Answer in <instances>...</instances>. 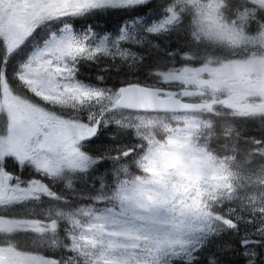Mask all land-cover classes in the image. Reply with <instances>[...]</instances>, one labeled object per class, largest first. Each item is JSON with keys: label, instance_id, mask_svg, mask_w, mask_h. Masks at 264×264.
<instances>
[{"label": "rangeland", "instance_id": "1", "mask_svg": "<svg viewBox=\"0 0 264 264\" xmlns=\"http://www.w3.org/2000/svg\"><path fill=\"white\" fill-rule=\"evenodd\" d=\"M203 1L172 0L169 5L149 13H141L135 17V20L126 22L123 27L114 32H99L96 35L93 31H82L81 34L75 35L73 31L65 29L62 33L53 35L57 39L63 38L64 45L51 53L46 51L53 38V36H49L48 40L43 45L38 46L23 62L18 83L27 84L42 99L46 96L56 97L52 102L57 100L63 103L81 104L94 98H99L101 103L106 101L108 108L103 114L100 136L89 145V149L108 152L122 149L118 141L111 139L108 128L111 126L134 128V131L138 132L136 134L141 136L144 134L143 129L152 124L153 118L144 114H127L118 111L115 105L119 93L101 95L98 91H93L83 83L74 80L69 63L77 56L93 59L110 56L125 58L126 61L134 62L139 55L133 52V46L148 45L150 44V36L169 31L175 35L181 34L189 40H210L234 50H244V53L237 59L222 61L212 68L187 70L180 75L178 80L183 85L182 89L189 87V85H196L194 87V90L197 91L195 94L202 97L199 98V102L208 107L207 112L219 105L226 108L230 107L234 113L240 111L241 113L264 114V29L254 34L247 33L244 28L222 20L215 0ZM84 2L88 3L90 0H84ZM101 2L107 3L108 0H101ZM15 4L17 2L12 3V7ZM7 5L8 3L0 2V36L2 37L0 40L11 51V46L16 47L28 36L27 32L35 21L42 19L39 15H34L32 21L29 19L22 20L16 11L9 10ZM75 5V3L70 4L67 1L45 11L69 9L73 11ZM186 6L188 7L187 11H185ZM167 7L169 8L166 9ZM182 16L183 18L180 19ZM170 17L171 19H169ZM14 20H18L20 23L17 28L14 26ZM149 27H154L155 32L150 33ZM69 37L71 39H68ZM36 52L44 53L43 60L52 70L53 78L57 83L54 89H42L39 80L23 74L24 66L28 64L29 58ZM245 53L248 55L245 56ZM57 57L60 59L57 60ZM3 90L0 92V105H3L4 96L1 95ZM7 91L10 90L7 89ZM9 95L7 92L8 97H10ZM13 107L18 108L19 106L13 105ZM1 120L4 122L2 116H0V122ZM173 120L182 121L181 117ZM105 121L106 123H103ZM64 124L69 131L75 132V138L73 136L68 137L66 144L51 151L42 146L41 139L36 140L37 136L33 135L30 138L31 133L28 132V129L25 130L21 127L17 135H13L11 131H5L4 134L0 135V161L5 158L20 156L19 159L17 157L20 163H28L34 168L42 164L47 169L45 172L52 175L64 170L71 171L72 174L76 170L82 169L84 153L81 148L84 146H79L80 141L77 135L81 132L85 133V136L87 135V124H72L70 122ZM94 124H92V128ZM181 126L183 127L177 130H170V135H167L162 140L163 142L160 141L161 144L159 142L157 146L149 148L145 158L150 160V166L146 168L150 172V179L139 185L141 187L148 184L156 185L172 196L179 197L176 204L190 213L188 224L196 234H199L202 227L221 229V221L215 222L209 216L205 210V203L212 194L223 193L225 198H228L226 211L229 215L232 214L236 220L242 221L241 223L245 226L243 232L249 236V240L245 242L247 248H244V253L254 258L258 247L253 244L257 242L252 238L259 236L264 230V172H247L238 166L229 167L226 160L210 157L202 147L190 143L189 135L193 124L188 117L183 118V125ZM69 142H73V146L70 148L68 147ZM25 144H28L29 148L24 155L22 152ZM32 149L36 152L31 153ZM71 151L75 153L68 157V153ZM31 193L34 194L33 196L38 195L36 194V187L32 188ZM22 197L27 198L23 195ZM40 198L39 196L37 200L39 201ZM47 208L55 209V206L49 204ZM4 209L7 210L8 214L13 215L7 206ZM59 209L56 206L55 210ZM191 212L198 213V215L192 216ZM96 217L89 220L86 213L80 216L77 227L71 228L78 235L75 234V238L70 240L66 250L74 252L83 259L91 260L92 264H97L98 261L100 264H116L121 256L135 262L141 255L142 245L134 243L132 237L140 236L141 239H145V237L140 232L123 233L121 230L133 225L137 228L147 225L140 220L134 221L132 211L126 216L120 217L122 221L120 224H113L110 220L99 221ZM38 220L32 221L40 225L36 222ZM44 221L41 219L39 222L43 223ZM43 230L46 233L42 238L44 246L58 248L61 242L50 236L49 226L44 227ZM16 237H14L15 239L12 238L13 242L21 240L19 236ZM28 238H32L31 241H33L34 238L39 237L38 234L34 233ZM191 238V236H186L185 240ZM28 246L33 247V244ZM183 246L187 245L169 243L165 245V248L178 250ZM104 255H109V258L101 261L100 258Z\"/></svg>", "mask_w": 264, "mask_h": 264}, {"label": "trees", "instance_id": "2", "mask_svg": "<svg viewBox=\"0 0 264 264\" xmlns=\"http://www.w3.org/2000/svg\"><path fill=\"white\" fill-rule=\"evenodd\" d=\"M199 2L204 1L199 0ZM156 3L164 7L172 3V0H156ZM215 4L223 21L241 26L251 34L264 29V11L254 7V3L247 0H215ZM246 9L249 11V16L246 21L241 22L238 13ZM187 10L186 6L185 11ZM89 13L90 16H95L93 19L96 25L101 26L105 31L111 27L110 31L113 32L118 26L135 19L144 12L135 9L102 8ZM67 20L65 19L64 23H67ZM182 37L184 36L181 34L175 35L169 31L150 36V44L132 47L133 52L139 55L134 62L110 56L94 59L77 56L70 63L73 76L76 80L103 94H116L124 85L137 84L165 89L182 100L197 101L198 98L187 94V89L182 90L178 80L180 75L187 70L212 68L222 61L237 59L244 50H234L210 40L195 41ZM46 38L47 36L35 32L26 40L27 43L18 53L17 59L8 65L5 82L12 93H18L21 90L24 93L28 92L18 83L20 64ZM3 48L0 41V51ZM0 80H5L2 62H0ZM30 96L32 97L31 94ZM84 104L85 107L79 106L81 110L77 109V115L70 110L72 107L67 105L71 114L65 117L80 118L85 112L86 120H95L101 115L99 112H105V110H99L101 105H105V101L102 104L93 101H87ZM185 117H188L193 124L189 135L192 145L202 147L212 158L226 160L229 167L238 166L251 173L264 172V116L234 113L231 109L217 105L208 112L183 115L182 121L173 120L169 115H152V124L144 129L145 137L141 138L134 136L130 129L110 127L108 131L111 139L118 141L123 150L88 152L98 161V164L90 170H78L72 173L68 181L57 179L54 186L55 199H49L48 203L54 204L55 208L62 207L64 214L73 215L70 217L72 228H74V214L78 216L86 213L87 218L92 220L95 216L105 214L106 210L118 212L121 204L119 200L113 198V189L120 181L133 186L128 183V177L133 174V168L136 167V160L125 159L126 147L135 145L137 148L144 147L148 151L149 148L157 146L164 140L170 134V130L183 127L181 125ZM139 158L138 156L137 159ZM145 171L150 174L147 169ZM149 179L150 176L147 180H140L139 184ZM227 204L228 198L220 192L212 194L206 200L205 210L215 222L221 221V229L202 227L199 234L197 233L198 242L191 246L193 258L189 260L185 255L182 260H177L174 264H262L261 254H264V248L258 242L264 241V230L259 236L252 238L257 242L253 244L258 247L255 257L245 255L241 241L247 242L249 236L243 232L245 226L241 223L242 221L228 214ZM64 221L65 218L56 220L54 232L58 239H61L65 230ZM21 242V244L18 243L20 250L33 254H41L52 248L44 246L39 251H29L33 247L28 245L33 243L28 236L23 237ZM67 244L66 238L56 248L57 256L64 257V264H84L85 259L66 250ZM201 244L203 248L200 252H196Z\"/></svg>", "mask_w": 264, "mask_h": 264}, {"label": "snow or ice", "instance_id": "3", "mask_svg": "<svg viewBox=\"0 0 264 264\" xmlns=\"http://www.w3.org/2000/svg\"><path fill=\"white\" fill-rule=\"evenodd\" d=\"M92 7H102V8H121V9H135L140 12L154 11L161 5H157L156 0H108L107 3L101 2L99 4L93 5ZM254 7L258 8L260 11H264V0H255ZM241 22L247 20L249 16V11L246 9L244 12L238 13ZM171 19V17L169 18ZM148 31L150 33L155 32L154 27H149ZM35 32L32 33L34 35ZM31 38V37H29ZM68 39H71L70 37ZM27 41L18 45L12 51H9L7 47H4L0 51V62L4 64V76L5 81H7V69L8 65L17 59V55L20 51L24 49ZM64 45V39H57L53 36L49 48L46 50L51 53L56 49L62 48ZM43 52H36L29 62L24 66V75L31 76L40 81L42 89L45 88H55L57 86L56 80L53 78L52 70L48 67L46 62L43 60ZM57 60L60 57L56 58ZM34 99L31 96H25L22 100H15L12 97L4 95L3 105H0V116L4 119L5 131H11L13 135H17L23 125L26 118H30L33 121V126L30 131H35L39 127L40 120L43 119L47 122V127L43 128L39 133L46 144L53 146L55 148H60L67 143L62 136L58 134V127L54 121L60 119L59 116L53 114L49 115L51 111L46 106L49 105L53 99L56 97H44L39 98V94L33 90ZM13 105H18L19 107H13ZM71 119V118H68ZM80 123L87 124L86 128V139L90 141L93 135L99 133V125L92 129V124L95 123L94 119H88L85 121L81 119ZM103 123H106L103 122ZM9 125L11 126L9 128ZM73 138H75V132H73ZM18 169L21 175H17L11 172L6 166L3 171L0 172V188H7L8 185H12L14 190L24 192L29 199H38L39 196L28 195L32 192V188L38 187L43 190L44 193L51 192V189L29 177L28 179L22 178L24 172L23 167L19 166L17 161ZM98 164L91 154L86 153L83 156L82 168L87 171L90 170L94 165ZM143 192V187L139 183L129 187L127 182L120 181L118 187L113 193V198L120 201L121 209L120 212H114L112 210H106L105 214L97 216L96 219L99 221L110 220L113 224H120L122 221L120 217L126 216L130 211L133 214V207L139 204V196ZM25 202L23 199H8L6 196L4 199H0V206H7L15 208L16 205H21ZM180 215L183 219L180 221V227L178 231L168 235L166 239L155 238L150 244L148 249H146V256L144 260L146 264H174L177 260H182L183 256H187L189 260L193 258V253L191 246L198 242L197 234L193 231L192 227L188 224V218L190 213L183 209L180 210ZM192 216L198 215V213L191 212ZM144 222L145 226L143 228H148V226L155 224L156 221L151 219L139 218ZM235 226V225H230ZM32 231L38 234L39 238H34L33 248L29 251H39L44 244L42 242L43 236L46 234L45 231L30 218L21 217L17 215H8L0 217V264H64V257L57 256L56 249L49 248L47 252H43L40 255H29L27 251L20 250L18 243H13V239L21 232ZM186 236H191L192 239L185 240ZM203 239L204 237H199ZM169 243H184L187 246H183L178 250L175 248H165L166 244ZM259 245L264 248V241L258 242ZM242 247L247 248V244L241 241ZM203 248L201 244L200 248L196 249V252H200ZM247 253H245L246 255ZM262 264H264V254H261ZM140 258L138 257L137 260ZM84 264H92V261L85 259ZM116 264H135V262L126 259L121 256Z\"/></svg>", "mask_w": 264, "mask_h": 264}, {"label": "clouds", "instance_id": "4", "mask_svg": "<svg viewBox=\"0 0 264 264\" xmlns=\"http://www.w3.org/2000/svg\"><path fill=\"white\" fill-rule=\"evenodd\" d=\"M127 152L126 160H136V167L133 168V174L128 177V183L130 185H135L139 183L140 180H147L150 176L148 172L145 171L147 167L150 166V160L145 158L146 148H137L135 145L126 147ZM140 157L137 159V157ZM118 184L113 189L115 192ZM179 199L177 196H172L170 193L164 191L156 185H145L143 187V192L139 196V204L132 206L133 214L132 219L140 220L151 219L156 221L155 224L148 226V228H137L135 225L132 227H125L121 231L123 233H133L134 231L143 234L145 239H141L140 236L132 237L134 243L142 245V252L140 259L135 261V264H146L144 257L146 256V249H148L149 244L155 239H166L168 235L178 231L180 227V221L183 219L180 215L181 207L176 204V200ZM109 255L101 256L100 260L108 259ZM97 264H100L98 261Z\"/></svg>", "mask_w": 264, "mask_h": 264}, {"label": "water", "instance_id": "5", "mask_svg": "<svg viewBox=\"0 0 264 264\" xmlns=\"http://www.w3.org/2000/svg\"><path fill=\"white\" fill-rule=\"evenodd\" d=\"M164 94L163 90L130 84L121 89L116 107L132 112L161 114L198 113L205 109L202 103H186L173 97H165ZM98 124L99 122L95 128ZM7 194V188H0V199L7 197Z\"/></svg>", "mask_w": 264, "mask_h": 264}, {"label": "flooded vegetation", "instance_id": "6", "mask_svg": "<svg viewBox=\"0 0 264 264\" xmlns=\"http://www.w3.org/2000/svg\"><path fill=\"white\" fill-rule=\"evenodd\" d=\"M12 1H14V0H6V2H8V3H11ZM17 1H21V0H17ZM65 1H67V0H65ZM25 2L29 3V4L32 5L33 7L40 8L41 5H43V6H44V5H48V6H52V5H53V6H56L57 4L61 3V0H25ZM25 2H24V4H25ZM70 2H78V3H80L81 0H70ZM42 9L45 10L46 8H45V7H42ZM78 30H79V29H78ZM26 122L29 123L28 125H26V128L28 129V132L31 133L30 138H31L33 135H35V136H37L36 140L39 141V140L41 139V140H42V146L45 147L48 151L55 150V147L46 144V143L44 142V140H43V137L39 134V133L42 131V129H43V128H46L48 125H41V126L37 127L35 131H30V128L33 126V121H31L30 119H26ZM23 126H25V121L23 122L22 127H23ZM67 133H68V134H67ZM58 134H59L60 136H62V137L64 138V140H66V141H67L68 137L71 138V137L73 136L72 132H70V131L65 132V131L63 130L62 127H61V128H58ZM67 142H68V141H67ZM72 146H73V142H69L68 147L70 148V147H72ZM27 150H28V148H27V144H25L24 147H23V152H22V154L25 155V154L27 153ZM34 152H36V151H33V152H31V153H34ZM74 153H75V152H74ZM17 157H18V159L20 158V156H17ZM17 157H16V159H17ZM44 158H45V156H44ZM18 159H17V160H18ZM67 160H68V159H67ZM7 162H8V159H7V158L2 159V171H3V169H4L5 166H6L11 172H14V173H16V172L19 170V169H18V165H16V164H12V165L9 166ZM22 163H24V162H22ZM35 167H36L35 169L38 171V175H36V179H34V180H37V181H39V182H41V183L47 185V183L45 182V179L42 177V176L47 175V176H46V179H47L48 182H49L48 187H50V184H51V182L53 181V175L50 174V173L45 172V171H47V169H46L42 164H39V165H37V166H35ZM23 169H24V173H27V172H30L32 168H31V166H28V167H23ZM22 178H23V177H22ZM32 179H33V178H32ZM7 187L10 188V196H11V197H9L8 199H21L20 196H21V194L23 193L22 191H16V190H14V188H13L12 185H8ZM37 190H38V191H37ZM37 190H36V191H37L39 194H40V191H41V192L43 191L42 189H40V188H38V187H37ZM14 192H17L18 194H14ZM0 217H4V216L2 215L1 210H0Z\"/></svg>", "mask_w": 264, "mask_h": 264}]
</instances>
